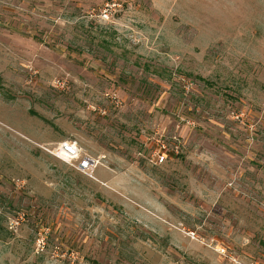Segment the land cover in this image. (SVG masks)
Returning a JSON list of instances; mask_svg holds the SVG:
<instances>
[{"label": "rangeland", "instance_id": "1", "mask_svg": "<svg viewBox=\"0 0 264 264\" xmlns=\"http://www.w3.org/2000/svg\"><path fill=\"white\" fill-rule=\"evenodd\" d=\"M106 1L0 0V264H264V0Z\"/></svg>", "mask_w": 264, "mask_h": 264}, {"label": "built area", "instance_id": "2", "mask_svg": "<svg viewBox=\"0 0 264 264\" xmlns=\"http://www.w3.org/2000/svg\"><path fill=\"white\" fill-rule=\"evenodd\" d=\"M121 2V0H111L103 3L101 16L104 19H109L110 13L119 9ZM186 122L190 125H194V123L189 120ZM172 138L175 142H168V137L165 135L164 131H155L151 135L144 136L137 152L139 159L156 166L167 163L179 153V141L176 136ZM51 153L55 157L71 164L76 170L90 177H92L93 171L98 164L94 158L84 154L78 143L74 140H61Z\"/></svg>", "mask_w": 264, "mask_h": 264}]
</instances>
